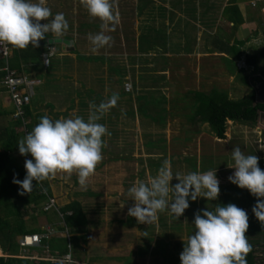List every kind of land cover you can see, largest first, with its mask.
I'll list each match as a JSON object with an SVG mask.
<instances>
[{"label": "crops", "instance_id": "0c3cea01", "mask_svg": "<svg viewBox=\"0 0 264 264\" xmlns=\"http://www.w3.org/2000/svg\"><path fill=\"white\" fill-rule=\"evenodd\" d=\"M71 2L73 3V1ZM133 2V5H129L126 0H115V11L116 14L118 12L117 15L120 25H122L124 31L121 33L120 43L119 40L116 42V40L113 39L111 40V46L109 47L111 48L110 50H112L119 45H121L124 49L126 46H129L132 52L126 54L128 55V59L133 58L137 60L135 62L130 60L129 63H127L128 67H135L136 69L135 76L133 77L135 78V80H133L134 84L131 78L127 76L123 79V81L126 80L131 82L132 87L138 91L140 86L139 82L142 86L143 83H146L148 77H150L151 82L154 84L158 83L157 78L165 81L169 92L168 94L161 95L165 96L166 101L164 105L169 111H172L171 109H173V106L177 108L179 107L178 109H180V111L181 109L185 110L186 107L184 106L188 105L189 107H192L191 112L194 111V103L192 102L194 100L195 93L197 91L209 92L211 89L215 88L212 86L213 81H224L228 83L226 87L221 89L227 91L229 96L233 99H241L240 96L243 94L248 95L252 92L255 94V98H264V59L261 56V52L264 48V0H135ZM74 7H72L69 3L68 13H70V9ZM51 12L53 14L58 13L57 10ZM70 15L72 19L75 18L76 13L74 9L73 13H70ZM227 18L228 25L226 22ZM140 21H142V23H140ZM42 22L43 21H41V23ZM135 22L137 23L136 26ZM70 30L71 28L64 33L67 34L66 36H59L72 41L70 46L63 43L59 44L61 45L60 55L68 61L72 60L71 63H73V65L76 64L78 67L79 62L82 61L81 59H78L79 52H83L79 46L82 39L80 38V33L76 32V30L71 32L73 29L71 31ZM106 34L109 35V31H107ZM51 37L56 36L48 33L45 35L44 39ZM39 45L47 49L49 46L41 45L40 43ZM53 49L54 51L57 50L56 47H53ZM110 50H108V52H110ZM85 53L88 54L90 51L83 52V54ZM96 53H99V51H96ZM123 55L124 54H122V56ZM55 56L56 53L53 57ZM11 58H13V53L9 58V65ZM40 59L42 61V57ZM41 61L40 63L43 64V61ZM4 62L5 66L7 62L5 60ZM38 63L39 62L36 61L22 62L23 70L19 71L15 68L13 69L17 70L20 74L39 79L41 81L40 85L46 84L45 88L49 90L51 84H54L56 81L60 82L61 79H59V75L61 72H64L65 77L69 76L68 73H73V76H71L74 77V85V82H77L79 75H81L80 71H77V69L71 70L69 68L70 66L61 69L60 67H57V62L53 63L52 61V65L49 67L50 69L45 68L43 64V70L46 74L43 71V74H40V77L38 76L39 73L37 71ZM4 66L0 68L1 71H3L2 68ZM34 68H36V70H34ZM141 70L145 71V73L140 74ZM150 70L154 72V75H149ZM244 77L247 79L246 83H244ZM254 77H260L261 81L257 84L253 83L252 79ZM3 78L4 75L0 79V109L11 110L14 109V105L7 88L3 84ZM258 85L260 88H257ZM123 87L124 86L122 85V89L124 90ZM134 89L131 96H137ZM175 90H180V100L173 99L174 96H177L175 94ZM73 92L74 91L72 90L71 92H68V94L74 98L75 93ZM123 93H126L125 90L122 94ZM35 94L34 89V95ZM126 94L129 95V93ZM85 96L83 99L76 100L77 98H75V102L73 104H68L65 100L66 107L62 106L63 108L60 107V103V106L58 105L57 107L56 115H58L59 118H74L80 108L83 110L84 114L80 111L77 115L86 119L87 116L85 114L88 113L90 104L98 105L101 101H106L107 99L106 96L101 95L100 101H93V98ZM118 101L121 102L119 98ZM35 103H38V101H35ZM122 103H124V101H122ZM113 108L118 109L113 114H116L117 116V119H114V125L119 126L120 123H124L122 117H126L131 110H121L119 106H114ZM119 110H121V112H119ZM109 111L110 110H108L104 114L103 118H101V124L105 125L106 123L109 124V122H111L112 118H110L111 116L108 114ZM32 112L34 113V110H32ZM65 112L67 114H64ZM111 112L112 111H110V114L112 115ZM134 112L136 114L138 113V111ZM175 115L178 116L180 114L174 113V115H171L169 113V118L171 119ZM46 116L53 120L56 119V116L54 118L49 115ZM137 116L138 115H136V117ZM182 116L186 119V125L184 128H191L190 130L194 131L193 128L195 126L197 128L204 129L208 127V131L211 132L207 123L192 122V119L189 118L190 115L187 117L188 115L182 114ZM3 119L4 118H0V120L4 122ZM31 120L32 117L29 118L28 122ZM137 120L140 125V118ZM228 123L230 125L234 124L233 121H229ZM252 126L257 127V130H259V132L257 131V133H259L258 141L263 143L262 146H264V116L260 118L258 117L257 123ZM231 129L232 127L230 130ZM123 132L124 131L122 130V133ZM187 139H189V137L185 140ZM226 139H224V141H226ZM214 141L220 142L223 140L215 136ZM123 147H125V144ZM121 154L122 153L118 154L119 159H122L120 158ZM114 158L113 160L115 161L116 157ZM258 159H264V157H259ZM104 160L102 159L101 161ZM106 161H109V159H106ZM100 164H102V162ZM99 165L96 167L97 170L101 169V171H104L106 170L105 168H108V164ZM105 172L107 174L108 169ZM155 176L156 175H153L152 177ZM170 192L172 193L171 189ZM113 196L114 195L110 198L114 199ZM202 199L203 198L200 197V200L197 199L194 203L202 201ZM124 203L126 204L125 201ZM56 206L59 207V205ZM116 206L117 207L112 208L117 210L119 202ZM57 207H55V209H57ZM123 209V211L128 210V206L126 205ZM118 212V217L116 218V216L114 217L115 214L111 210V215H113V219H111V221H116L122 226H127V224L128 226H137L140 224L137 222L135 217L129 216L127 212V218L124 217L126 218L125 222L123 220L124 218H122L121 214ZM85 214L87 218L85 232L71 231V233L67 232L68 235H64V229L57 230L56 228V225L57 227L58 225H63L61 223L62 221H57L54 224L49 223L51 228L55 226L53 232L49 230L51 229L50 227L48 230L45 229L44 226L34 225V227L44 229L46 230V233L50 232L51 234L48 237H84L79 240H74L72 244L73 248L71 249L70 246L69 253L65 254H70L75 264H151V253L152 255H157L158 258L162 259L164 264H181L180 253L183 251L184 246L182 247L179 244H177V246L174 245L177 240L171 239L168 245L165 247H159L158 240L160 237V229H154L152 224L146 223L150 228H147V230L143 229L144 232H147V236L143 237V235H140V232L142 233L141 228L143 227L139 225L137 226L139 234L136 233L134 237L129 235V237H127L124 232L122 235L120 228V231L118 230L117 233H107L109 228L108 226L102 228L101 230H93L92 225L95 224V222H91L88 219L86 211ZM160 227L161 226H159V228ZM40 235L45 236V234ZM20 237L21 235L17 238L18 242ZM182 240L186 241L187 238ZM162 241L166 240L163 239ZM38 246L39 245L33 247L37 249ZM36 249L30 252L32 255L30 257L31 259L39 258V256L41 258L51 256L47 248L43 249L41 252ZM159 252H161V255ZM65 255L61 258L56 257L55 259L61 261L63 264H66L62 260ZM129 259L132 260L129 261ZM162 261H158L159 264Z\"/></svg>", "mask_w": 264, "mask_h": 264}, {"label": "rangeland", "instance_id": "374dc122", "mask_svg": "<svg viewBox=\"0 0 264 264\" xmlns=\"http://www.w3.org/2000/svg\"><path fill=\"white\" fill-rule=\"evenodd\" d=\"M71 1H73V3ZM126 1L129 3V5H133V1L135 0ZM69 3L72 5V7L75 6L74 8L70 9V13H73V9L76 13L75 18L73 19L70 17V13H68ZM46 4L51 9V11L57 10L58 12H62L64 16L66 15L65 18L68 21L69 25L68 29L71 28V30L73 29L72 31L70 30L71 32L76 30V32L80 33L82 42L79 43V46L82 49L81 51H90V53L83 54V52H79L78 59H81L82 61L79 62V65L77 67L76 64L73 65V63H71L72 60L68 61L63 56L61 57V45H52L53 47L57 48V50L54 51V54L56 53V56L52 57L53 63L57 62V67H60L61 69L70 66L69 68L71 70H79L81 75H79L78 81L74 82L76 86L73 84V73H68L69 76L65 77L64 72H61L59 75V79H61L60 82L56 81L54 82V84L50 85V90L45 88L46 84H39L40 86L36 85L34 88L36 94H33L31 101L28 104L30 108L34 110L32 116H34L35 119H38V121L39 118L44 115H49L53 118L56 116V119H58L59 116L56 114L57 107L60 103V107H66L65 100L66 103L73 104L75 102V98H77L76 100L83 99L85 95V97L93 98V101H100L101 95L106 96L107 99H109L112 94H118L121 102L117 100L115 106H119L121 110L130 109L138 111L140 114H145L146 112L152 111L147 109L146 111L143 110L142 108L145 107L138 109L137 107L141 103L139 99L135 98L138 96H131L134 88L131 87L130 91L126 90V83L129 84L131 82H128L126 80L123 81V79L126 76L130 77L134 84L133 80H135V78L133 77L135 76L136 72L135 67L127 66V63H129L130 60H133L134 62L137 61L133 58L128 59V55H126L127 53L129 54L132 52L131 48L129 46H126L124 49L123 47H121V45H119L115 49L110 50V45L97 50L99 51V53H96V51L93 52V46L90 43L88 36L89 34H95L100 31V21L88 15L87 10L82 7L80 0H46ZM227 20L228 18L226 19L228 25ZM45 22L46 21H43L42 23ZM140 23H142V21H140ZM136 25L137 23L135 22V26ZM109 27H112V25H110ZM123 31L124 29L122 25H120V21L118 18V23L115 24L113 30L109 31V36H111L112 38L111 40L115 39L116 42L117 40H119L120 43V37ZM63 35L66 36L67 34ZM108 50H110V52H108ZM122 54L124 55L122 56ZM34 61L39 62L37 71L39 73L38 76H40V74H43L44 66L42 63H40V58ZM34 70H36V68H34ZM142 73L144 74L145 71L141 70L140 74ZM149 75H154V72L150 70ZM157 82L160 85L158 83H152L150 77H148L146 83L142 84L143 86H141V83L139 82V91L136 90V95L138 94V92L142 94L151 93V95L153 94L155 96L168 94L169 90L168 87H166L165 81L157 78ZM212 84L213 87H218L219 89L228 85V83L224 81H213ZM122 85L124 86L123 88L125 92L129 93V95L126 93L122 94V92H124V90L122 89ZM72 90L74 91L73 93H75L74 98L73 96L68 94V92H71ZM243 96L245 97L246 95L243 94L240 97L244 98ZM35 101H38V103H35ZM122 101H124V103H122ZM147 102H149V98ZM164 106L163 108H165ZM117 110V108L112 107L110 109V111H112V115L110 114V111L108 113L109 116H111L110 118L112 119L109 124L106 123L104 125L106 129L109 126L107 131L108 133H110V135H106L105 137H103L105 146L102 148V155L103 160H105L100 161L97 164V166L101 162L102 164H100L99 166L108 164V168L105 169H108L109 173L107 172L106 174V170L101 171V169L97 170L95 168L94 174H92L88 178L86 187H81L79 185L77 175L75 173L68 175L66 173L58 172L56 175L49 177L47 183H49L50 188L53 192L54 202L50 207L46 205V207H49L48 211H46L42 206L37 211H32L30 208L27 209L28 211L25 210L27 213L25 218L27 219L28 227H33L34 225L44 226V228L48 230L50 227L49 223H56L57 221H61V216L56 213V206H52L53 204L60 206L68 204L73 200H80L82 205L84 206L86 213L88 214V219L91 222H95V224L92 225L93 230H101L102 228L108 226L109 228L107 233H117L120 228V230L122 231V235L124 232L127 237H134L135 234L139 232L137 226L140 225L141 227H143L141 228L142 233L140 232V235H143L144 237L147 236V232H144L143 229L147 230V228H150L146 223H140L137 226H128V224L127 226L119 225L116 221H111V219H113L111 210L115 214L114 217L116 216V218L118 217V211H120L118 213L121 214L122 218L126 217V212L128 213V210L123 211V208H125V206L127 205L129 209L135 204V201L131 200V197L128 194V189L132 187L134 183H139L140 181L147 183L150 178H153V175H157L158 168L162 166V163L165 159L170 162V168L173 174H175L176 172H180L183 175L192 171L204 172L208 170H216V176L219 180L220 188L221 186L230 182L228 177L235 171L234 168H231V166L233 165L231 151L233 150L234 146H239L241 151L245 155H256L258 158L264 157V146H262L263 143H260L258 141L259 133H257V131L259 132V130H257V127H254L248 123L233 121V125H228L226 141L223 140L220 142H216L214 141L215 136L213 132H209L208 127L204 129L197 128L195 126L193 128L194 131L190 130L191 128H184L186 125V119L182 115H175L171 119L169 118V116H167V122L165 126H160L159 124L153 125L154 123L152 121L151 122L153 124L150 121H147L148 119L151 120L150 117L153 113L148 114L150 117H144L145 115L141 117L139 113H135L136 115H138L137 117L135 114L134 117L130 115H127L125 117L122 115L124 123H120L119 126H116L114 125V119H117V116L113 113ZM121 110H119V112H121ZM80 111L82 114H84L83 110L79 108L78 113H80ZM188 111L191 112L190 107L188 108ZM88 113H86L85 115L88 116ZM64 114L67 113L65 112ZM77 114H75V116H78ZM187 117H189V115ZM11 118H15V115L13 114L8 116L6 119L4 118L6 120L4 121V123L7 124ZM139 118L141 121L140 125L139 121L137 120ZM28 121L29 119L25 120V122ZM147 122H150V124H148ZM98 123H101V119L98 121ZM231 127L232 129L230 130ZM22 129L25 130L24 125ZM122 130L125 133H122ZM146 132H151V134H154V136L152 137L154 138L152 143L155 142V146L160 144L162 147H157L150 153L147 149L145 150L146 152H144V143L149 140V135L146 136L144 134ZM26 133L27 132L25 130L24 134L26 135ZM187 137H189V139L185 140ZM124 144L127 148H133L132 151L130 150L131 153L127 151L123 154ZM119 153H122L120 155V158L122 159H119ZM149 154H152V157L156 158L154 159V164L155 166L158 165V167L155 168L154 171H149L145 168L146 155ZM18 156L21 157L22 155ZM125 156L129 158L125 159ZM114 157H116L115 161L113 160ZM106 159H109V161H106ZM140 159H142L143 162L145 160V162L141 163ZM144 168L146 169V172L145 174L143 173V176H140V172L141 170L143 171ZM178 182L179 181L177 179L173 178V180L171 181V185L174 186ZM112 195H114V199L110 198ZM172 198V193L169 191V202H171ZM197 199L200 200V197H198ZM124 201L126 202V204L124 203ZM118 202L120 208L118 206L117 210L113 209L112 207H117L116 204H118ZM214 205V200L210 201L206 198H203L202 201H198L195 203L194 201L189 199V207L184 211L183 215L178 218H176L168 208H165V210L158 212L157 219L153 223H151L154 226V229H160L158 246L165 247L169 244V241L171 239H175L177 240V242L174 243V245L177 246V244H179L183 247L185 241L182 239L188 238L189 235L195 233V215H202L201 210H210ZM33 217H36V219L34 220ZM126 218L123 219L125 222ZM159 226L161 227L159 228ZM51 229L54 230L53 228ZM67 232L68 231L65 230L63 234L68 235ZM45 235H49V233H45ZM163 239H165L166 241H162ZM35 249V247H21L19 253L23 255H29L30 252ZM36 250L40 251L38 249ZM1 253H3V251L0 248V255ZM159 254L161 255V252H159ZM151 256V264H159L158 261H162V259L158 258L157 255H152L151 253ZM130 260L132 259H129V261ZM160 264H164L163 261Z\"/></svg>", "mask_w": 264, "mask_h": 264}, {"label": "clouds", "instance_id": "9594fccd", "mask_svg": "<svg viewBox=\"0 0 264 264\" xmlns=\"http://www.w3.org/2000/svg\"><path fill=\"white\" fill-rule=\"evenodd\" d=\"M80 3L90 17L100 21V31L88 36L92 51L110 46L112 38L106 32L118 23L115 0H80ZM68 27L64 14H53L46 0H0V47L11 45L26 49L31 45L36 48L46 34L59 37ZM118 98V94H112L98 105L90 104L86 119L80 116L55 120L46 115L40 117L31 131L17 142L19 153L32 157L25 159L24 179H13L21 189L20 194L31 193L33 181L39 183L58 172L75 173L79 185L86 187L88 178L103 159V137L110 135L98 121L116 105ZM231 158V168L235 171L228 179L257 198L252 212L264 224V171L258 166V157L245 155L239 146H234ZM173 178L179 181L174 186L171 185ZM170 187L171 202L168 200ZM219 191L216 170L173 174L170 162L165 159L155 177L147 183H134L128 189L131 200L135 201L128 209V215L135 217L138 223L151 224L157 219L158 212L168 208L178 218L189 207V199L216 200ZM201 211L202 215L196 214L194 218L195 233L188 236L180 253L181 264H246V256L251 250L245 236L249 227L246 211L232 203ZM24 236L27 235L20 237V245Z\"/></svg>", "mask_w": 264, "mask_h": 264}, {"label": "trees", "instance_id": "16d2710c", "mask_svg": "<svg viewBox=\"0 0 264 264\" xmlns=\"http://www.w3.org/2000/svg\"><path fill=\"white\" fill-rule=\"evenodd\" d=\"M47 51V48L41 47L40 45L36 48L31 45L26 49H17L13 47V58L10 60L11 68L17 70H23L22 62L34 61L42 57L43 53ZM261 56L264 59V48L261 52ZM52 60V58H51ZM4 60L0 59V68L4 66ZM52 61L50 63L51 67ZM47 67V69L49 68ZM50 69V68H49ZM4 72L0 70V79L3 77ZM244 83H246V77L243 78ZM253 83L260 82V77H254L252 79ZM143 86V85H142ZM136 91V89H134ZM138 91V90H137ZM174 100L181 99L180 90H175ZM137 99L140 100L138 109L152 110L146 112L145 114H140L149 116L151 115V123L153 125L159 124L160 126L166 125V117L171 115H190L192 122L197 123H207L210 127V131L215 134L219 139H226L228 132L229 121H240L254 125L257 123L259 117V110L264 111V104L258 103L254 105L256 100L255 94L252 92L241 99H233L229 94L215 87L209 92L197 91L194 96V107L192 112L188 111L189 105L184 106V109H178L173 106L172 111H169L164 103L166 98L164 95L155 96L151 93H139L137 94ZM149 98V102H147ZM151 99V100H150ZM163 106L165 108H163ZM23 117L11 118L7 124L0 120V248L3 253L0 255V264H63L61 261L48 260L46 257L31 259V254L23 255L20 254V248L23 247L19 244L17 238L20 235H32V234H45L46 230L40 229L38 227H28L26 216L27 209L32 211H37L41 206L48 211L51 206V199H53V192L50 188L49 183L46 181H41L36 183L33 181V189L31 193H26L24 195L20 194L19 185L13 183L14 177L19 180H23L26 175V170L24 168L25 159L32 157L29 155L21 156L18 150L17 142L22 139L26 132H30L31 129L39 122L35 119L32 109L27 104L24 106ZM192 107H190V110ZM14 109L6 110L0 109V118H7L13 115ZM156 111V112H154ZM143 113V112H141ZM134 110H131L128 115L134 117ZM32 117L30 122H25L26 119ZM3 119L4 121H6ZM150 122H147L150 124ZM23 125L25 130L22 129ZM125 133V132H124ZM146 136L149 135V140H147L144 145L148 152H152L155 148L162 147L160 144L155 146L153 142L154 134L151 132L144 133ZM150 143V144H146ZM133 145V144H132ZM133 148L124 147V152H129ZM153 155H146L145 168L149 171H154L158 165L155 166L156 158ZM124 158V157H123ZM129 157L125 156V159ZM141 163H144L140 159ZM160 166V164H159ZM258 166L264 171V159H258ZM141 170L140 176L145 174V170ZM160 168V167H159ZM158 168V170H159ZM144 173V174H143ZM264 199V198H262ZM257 198L252 196L247 189H241L238 186L232 184L231 182L220 187L218 199L214 200V206L210 209L212 210L216 206H225L229 203L235 204L237 207L246 211L248 215V230L245 236L248 238V242L251 245V250L246 256V264H264V224L259 222L252 212V207L256 204ZM49 206V207H46ZM56 206V205H52ZM57 207V206H56ZM26 210V211H25ZM56 213L61 216V222L63 225H56L57 230H67L68 233L72 232H85L87 226V218L83 208V205L78 200H73L68 204L57 207ZM35 220L36 217H33ZM51 224H54L51 222ZM55 227V226H54ZM53 227V229H54ZM84 238L82 236L73 237H42L41 243L38 246L40 252L47 248L50 255L55 258H61L66 253H69L70 246L73 248L72 244L74 240H79Z\"/></svg>", "mask_w": 264, "mask_h": 264}, {"label": "built area", "instance_id": "2783aa9c", "mask_svg": "<svg viewBox=\"0 0 264 264\" xmlns=\"http://www.w3.org/2000/svg\"><path fill=\"white\" fill-rule=\"evenodd\" d=\"M12 50L13 46L11 45H4L3 47H0V59H4L7 62V64L2 68V70L5 72L3 84L7 88V91L14 105L15 117H23L25 110L24 106L30 103L31 98L34 94V87L40 84L41 81L37 78H32L30 76L20 74L17 70L10 67L8 61L13 53ZM53 55L54 49L49 46L48 51H46L42 55V61L45 68L50 66L51 58L53 57ZM131 87V83H126L127 91H130ZM53 202V199H51V203ZM49 230L53 232L52 229ZM50 234L51 233L49 232V235ZM41 238L42 236L39 234L27 235L23 237L20 243L22 246H33L34 244H39L41 242ZM46 259L56 261L55 257L52 255L48 256ZM62 260L66 264H75L70 254L65 255Z\"/></svg>", "mask_w": 264, "mask_h": 264}, {"label": "water", "instance_id": "95a60500", "mask_svg": "<svg viewBox=\"0 0 264 264\" xmlns=\"http://www.w3.org/2000/svg\"><path fill=\"white\" fill-rule=\"evenodd\" d=\"M39 43L41 45H54V44L63 43L67 46H70L72 44V41L69 39L62 38V37H51V38L43 39V40L39 41ZM72 49H73V47H72ZM257 88H260V86L258 85ZM258 103L264 104V98L256 97L254 105H257ZM262 116H264V111L259 110V118Z\"/></svg>", "mask_w": 264, "mask_h": 264}]
</instances>
